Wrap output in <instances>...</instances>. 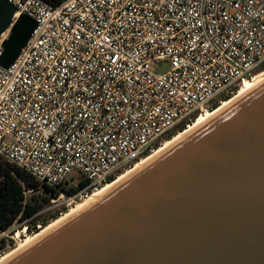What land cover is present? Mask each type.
Wrapping results in <instances>:
<instances>
[{"label":"built area","instance_id":"obj_1","mask_svg":"<svg viewBox=\"0 0 264 264\" xmlns=\"http://www.w3.org/2000/svg\"><path fill=\"white\" fill-rule=\"evenodd\" d=\"M7 2L11 26L26 15L35 28L0 67V157L67 207L212 113L264 65V0ZM162 63L165 72L148 69Z\"/></svg>","mask_w":264,"mask_h":264},{"label":"water","instance_id":"obj_2","mask_svg":"<svg viewBox=\"0 0 264 264\" xmlns=\"http://www.w3.org/2000/svg\"><path fill=\"white\" fill-rule=\"evenodd\" d=\"M0 0V67L35 28ZM0 264H264V81Z\"/></svg>","mask_w":264,"mask_h":264},{"label":"trees","instance_id":"obj_3","mask_svg":"<svg viewBox=\"0 0 264 264\" xmlns=\"http://www.w3.org/2000/svg\"><path fill=\"white\" fill-rule=\"evenodd\" d=\"M52 6L61 4L64 0H42ZM264 71V65L258 70ZM234 90V94H235ZM231 96L223 97L222 101H228ZM216 106L213 107L215 109ZM196 118V115L193 117ZM185 123L178 129L174 130L166 140L176 136L177 133L183 131ZM114 177L108 179L107 184L112 182ZM81 185H85L82 182ZM41 189V191H40ZM27 192H31L27 196ZM58 192L48 186L41 185L35 181L30 174L20 168L11 166L2 157H0V234L5 233L17 227L16 230L25 228L29 234H37V227L45 228L49 225V220H41L38 218L41 210L54 202ZM67 212L66 208H62L54 216H51L52 222L57 220L59 214ZM14 231V230H13ZM12 236V232L9 234ZM13 248V242L6 238L0 239V252L6 247Z\"/></svg>","mask_w":264,"mask_h":264},{"label":"bare ground","instance_id":"obj_4","mask_svg":"<svg viewBox=\"0 0 264 264\" xmlns=\"http://www.w3.org/2000/svg\"><path fill=\"white\" fill-rule=\"evenodd\" d=\"M264 81V71H260L258 75H256L252 80H245L243 83L240 84L236 94L231 97L228 101H223L221 105L214 110L212 113L207 112L205 115H201L200 117H197V119L193 122L192 125L189 126L188 129H186L183 133L178 134L177 136H174L171 140L165 141L162 145L159 146L154 152L148 156L146 159L142 160L141 162L137 163L134 167L130 168L129 170H126L124 173L120 174L113 182L107 184L104 186L98 193H96L94 196H92L89 200H87L84 203L78 204L75 207H72L69 212L66 214L62 215L60 218L46 226L45 228H41L40 232L37 234H34L32 237L26 239L24 243H22L20 246L14 250H12L10 253L5 255L4 257H0V263L8 259L10 256L30 244L32 241H34L36 238L59 224L60 222L64 221L68 217L74 215L81 209H83L85 206L93 202L97 197L101 196L102 194L106 193L108 190H110L112 187H114L116 184H118L120 181H122L124 178L128 177L130 174L134 173L136 170H138L140 167L143 165L147 164L149 161H151L153 158H155L157 155L162 153L164 150L169 148L171 145L176 143L180 138H182L184 135L188 134L189 132L193 131L195 128L198 126L202 125L205 123L207 120H209L212 116L217 114L219 111H221L223 108L240 98L241 96L245 95L252 89H254L256 86H258L260 83ZM17 236V235H16Z\"/></svg>","mask_w":264,"mask_h":264},{"label":"rangeland","instance_id":"obj_5","mask_svg":"<svg viewBox=\"0 0 264 264\" xmlns=\"http://www.w3.org/2000/svg\"><path fill=\"white\" fill-rule=\"evenodd\" d=\"M3 37H6V34ZM148 69L151 70V71H153V72H155V73H162V72H165L167 70V65L165 63H162L160 66L155 65V64H150L148 66ZM173 137H171L169 140H171ZM165 141H168V140H166V138L161 139L160 140V145H162ZM160 145L157 144L156 145V149L159 148ZM124 172L125 171H123V172H116L115 175H114V180L120 174H122ZM74 178H75L74 180L77 181L76 176H74ZM40 191H41V189H40ZM26 194H27V196H30L31 192H27ZM72 207H74V205L67 207L65 204L61 203V201L53 202V203L45 206L41 210V212H39L38 218H40L41 220H47V221L49 220V222H50L49 224H51L52 223V220L50 219L51 216H54L55 214H57L59 211L62 210V208H66V210H67V209H71ZM69 211L70 210H67V212H69ZM61 216H62V214H59V217L58 218H60ZM16 228L17 227H14L10 231L0 234V239L1 238H6V239H9V240H11L13 242V248H11L10 246H8L5 249H3V251L0 252V257H4L8 253H10L12 250L16 249L18 247V245L20 246L22 243H24L26 239L28 240V238H30V237H32L34 235V234H29L25 228H22V230H16ZM37 230H38V233H39L40 230H41V228L38 226L37 227ZM11 232L13 234L12 236L9 235Z\"/></svg>","mask_w":264,"mask_h":264}]
</instances>
